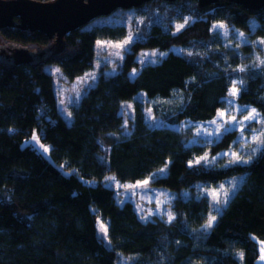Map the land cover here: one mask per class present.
<instances>
[{
    "label": "trees",
    "instance_id": "trees-1",
    "mask_svg": "<svg viewBox=\"0 0 264 264\" xmlns=\"http://www.w3.org/2000/svg\"><path fill=\"white\" fill-rule=\"evenodd\" d=\"M119 11L135 12L137 37L120 69L101 72L72 105L70 123L60 112L55 75L74 80L93 68L99 40L125 38L128 24L112 21ZM257 15L264 20V6L149 0L99 16L109 18L62 40L0 28V264H256L264 241V143L242 161L206 162L208 150L233 145L234 131L205 145L190 142L191 127L173 125L214 119L235 79L239 102L264 118V45L227 41L214 29ZM145 50L166 54L141 64ZM49 64L59 66L56 73ZM159 100L167 101L165 109ZM128 101L134 108L126 122ZM148 105L165 124L148 121ZM34 136L47 153L31 143ZM109 176L150 177L176 194L174 217L143 219L132 201L119 202ZM230 180H237L231 196L215 208L202 188Z\"/></svg>",
    "mask_w": 264,
    "mask_h": 264
},
{
    "label": "rangeland",
    "instance_id": "rangeland-1",
    "mask_svg": "<svg viewBox=\"0 0 264 264\" xmlns=\"http://www.w3.org/2000/svg\"><path fill=\"white\" fill-rule=\"evenodd\" d=\"M119 12L118 18L120 19L113 18L112 21H122L128 24L129 33L121 40H99L96 44L97 58L93 68L85 72L83 75L78 76L74 80H68L59 73H56V69H58L59 66L55 64L47 65V69L56 73L55 81L60 112L70 123L73 121V114L71 111L72 105L78 103L85 92L96 83L101 72L114 73L120 69L123 65L127 50L130 49L132 42L137 37V34L135 33L136 29L133 27L135 24H140L141 22L135 19V12ZM105 18L109 17H98L94 19V22L102 23ZM186 21H189L188 17L184 21L177 22L175 24L177 29L179 25L184 26ZM219 25H223V27H219ZM214 29L218 30L227 41L236 40L241 43H262V41H264V20L261 15L253 17L249 22L242 23L235 21L232 25H226L218 22L215 23ZM262 44L264 45V43ZM174 50L183 52V49L181 48H174ZM0 54H4L1 49ZM165 54V52H159L158 50H145L139 54L138 58L141 64H145L148 62H155ZM138 71L139 68H135L132 74L136 75ZM233 86L238 89L235 96L231 95ZM239 87L240 81L235 79L234 84L230 89V93L225 100V106L218 111V114L214 119L205 122L183 121L181 124L173 125L176 128L191 127L194 132V136L190 139V142L205 145L215 143L227 132L234 131L236 138L233 145L228 149L221 150L217 154H212L211 151L208 150L206 154L201 157V159H204L206 162H209L210 160H216L217 162H221V160L226 162L237 161L236 156H239V161H242L250 157L254 152H256L258 147L263 145V143L259 141H263L264 139L261 135V133H264V118L254 106L239 102L237 97ZM138 98L145 102L149 101L144 93H140ZM159 102L161 103L159 106L160 109H165V106L168 105L166 100H159ZM151 105H153V103ZM133 108L132 101H128V103L124 104L123 114L126 117V122L129 117L132 116ZM252 109H255L256 113H258L256 119L250 122L244 120V117L248 116ZM221 113H223V116L220 115ZM146 116L152 125L166 123V121L162 120L159 115L155 113L154 109L150 105L146 107ZM233 117L235 119H233ZM257 137L259 138V141L256 139ZM31 143L40 150H43L46 153L48 152V148L41 143L38 137L34 136V138L31 139ZM144 181H147V184L143 183ZM236 181L237 180H230L220 184L211 185L209 187L206 186L202 188V190L210 195L214 207L220 209L231 196L235 188ZM108 183L116 189L119 202L123 203L127 200L132 201L143 219L161 216L170 220V217L171 219L174 217L172 203L176 194L168 189L152 185L150 177L136 182H121L114 176H109ZM213 217H215V219L212 220L211 226L216 220V215L212 214L209 218L210 221ZM98 225L99 234L107 240L108 233H105L101 227V225H103L104 228L107 229L106 223L100 219ZM258 263L264 264V259L259 258Z\"/></svg>",
    "mask_w": 264,
    "mask_h": 264
},
{
    "label": "water",
    "instance_id": "water-1",
    "mask_svg": "<svg viewBox=\"0 0 264 264\" xmlns=\"http://www.w3.org/2000/svg\"><path fill=\"white\" fill-rule=\"evenodd\" d=\"M149 0H0V28L19 26L31 31H43L62 40L71 30L95 18L108 15L118 8L139 6ZM206 6L219 0H198ZM254 9L264 6V0H230ZM20 19V23L15 22Z\"/></svg>",
    "mask_w": 264,
    "mask_h": 264
},
{
    "label": "snow or ice",
    "instance_id": "snow-or-ice-1",
    "mask_svg": "<svg viewBox=\"0 0 264 264\" xmlns=\"http://www.w3.org/2000/svg\"><path fill=\"white\" fill-rule=\"evenodd\" d=\"M186 23H187V21H186ZM182 27H183V25H179V26H178V30H179V28H182ZM219 27H223V25H219ZM262 43H264V41H262ZM261 63H264V61H261ZM241 70H243V69H241ZM237 92H238V89H237L235 86H233V88H232V90H231V95L235 96V95L237 94ZM220 115L223 116V113H221ZM257 115H258V113H256V110H255V109H252L251 112H250V114H249L248 116L244 117V120L250 122V121H252V120H255L256 117H257ZM233 119H235V118L233 117ZM242 130H243V129H242ZM261 135L264 136V133H261ZM256 139L259 141V138H258V137H257ZM259 142L264 143V141H259ZM234 155H235V154H234ZM236 160L239 161V160H240V157H239V156H236ZM143 183L147 184V181H144ZM170 219H171V217H170ZM214 219H215V217H213V218L209 221V223H208V226H209V227L211 226L212 220H214ZM101 227H102V229H103V230L105 231V233H106V232H107V229L104 228L103 225H101ZM262 252H264V249H262ZM242 255H243V254H241V256H242ZM261 259H264V255H262Z\"/></svg>",
    "mask_w": 264,
    "mask_h": 264
},
{
    "label": "crops",
    "instance_id": "crops-1",
    "mask_svg": "<svg viewBox=\"0 0 264 264\" xmlns=\"http://www.w3.org/2000/svg\"><path fill=\"white\" fill-rule=\"evenodd\" d=\"M262 249H264V241L260 242L259 243V252H258V255H257V258H256V264H259L258 261H259V258L262 257V255H264L262 252Z\"/></svg>",
    "mask_w": 264,
    "mask_h": 264
}]
</instances>
